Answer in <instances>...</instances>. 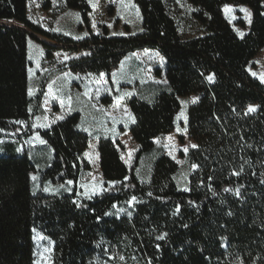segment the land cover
Instances as JSON below:
<instances>
[{
  "label": "trees",
  "instance_id": "trees-1",
  "mask_svg": "<svg viewBox=\"0 0 264 264\" xmlns=\"http://www.w3.org/2000/svg\"><path fill=\"white\" fill-rule=\"evenodd\" d=\"M28 1L0 0V264H33L34 232L52 242L50 264H264V85L247 69L264 47V0H186L204 28L193 38L179 35L161 0H132L141 30L115 36L106 29L92 32L87 0H61L78 11V27L88 32L78 41L30 21ZM225 6L250 11L244 36L223 17ZM42 9H50L48 0ZM28 39L48 59L58 50L82 52L66 69L80 75L109 76L126 56L145 49L164 58L165 83H143L128 102V131L139 147L133 167L122 162L119 142L100 137L105 188L90 198L77 197L75 190H33L37 174L57 188L76 183L89 170L82 156L90 137L77 112L23 132L19 123L30 121L35 105L29 97ZM191 95L197 100L186 110L187 131L197 147L186 156L195 166L187 190L177 187L178 167L162 154L148 182H141L135 175L140 158L153 153L154 139L174 129L180 101ZM250 105L255 111H248ZM33 134L45 149L41 158L22 146L23 137ZM130 201L136 203L129 215L113 213Z\"/></svg>",
  "mask_w": 264,
  "mask_h": 264
},
{
  "label": "rangeland",
  "instance_id": "rangeland-1",
  "mask_svg": "<svg viewBox=\"0 0 264 264\" xmlns=\"http://www.w3.org/2000/svg\"><path fill=\"white\" fill-rule=\"evenodd\" d=\"M46 0H30L27 4L28 19L49 32L60 31L73 40H82L88 32L79 29L80 15L78 11L67 9L61 0H48L50 9L44 11L42 5ZM169 14L174 18L178 33L183 38L203 35L204 28L193 16L194 9L186 0H161ZM90 6L91 30L99 34L106 29L109 35H135L141 30V16L132 0H87ZM247 10V11H244ZM250 11L243 6H225L222 14L234 33L242 37L249 29ZM95 25V26H94ZM79 37V38H77ZM40 42L54 45L47 39L37 36ZM83 53H69L64 50L53 52L51 58L45 57L43 47L27 40L28 85L29 97L35 105L30 108V121L21 124L23 132L44 129L54 122L65 118L71 111H80L81 127L90 137L88 147L82 160L89 165V170L82 171L76 183H67L62 188L41 183L40 175L33 180V190L45 194H70L75 190L79 198L97 195L105 188L100 171L97 143L100 137H109L121 145L120 157L128 169L135 163L139 150L133 141L128 127L133 121L128 102L137 94L139 86L146 82L164 84L165 61L157 51L145 49L132 53L123 59L119 71L110 78L101 74H73L67 71V64ZM248 72L264 85V47L256 54L248 65ZM158 70L160 76H155ZM42 92V93H41ZM38 98V102L36 99ZM197 100L191 95L182 98L181 108L175 119L174 129L166 135L153 140L154 151L142 156L135 169V175L141 182H148L154 159L158 155L169 157L178 167L175 181L180 190H187L188 178L194 170L186 159L187 153L195 145L188 136L186 110ZM22 146L32 149L33 154L41 158L45 153L42 141L37 134L22 139ZM187 148V151H185ZM47 189V191L45 190ZM135 201L127 205L115 207V215H129ZM33 264H50L53 244L42 235L33 233Z\"/></svg>",
  "mask_w": 264,
  "mask_h": 264
},
{
  "label": "snow or ice",
  "instance_id": "snow-or-ice-1",
  "mask_svg": "<svg viewBox=\"0 0 264 264\" xmlns=\"http://www.w3.org/2000/svg\"><path fill=\"white\" fill-rule=\"evenodd\" d=\"M244 11H247V10H244ZM248 15L250 16V13H248ZM95 26V25H94ZM77 38H79V37H77ZM160 59H161V61L163 62V57H160ZM101 76H103V73L101 74ZM207 79H209V80H211L212 79V76H209V77H207ZM261 79H262V82H264V77H261ZM193 102H195V98H193ZM248 111L249 112H252V111H255V107L254 106H249V108H248ZM192 147H197V145H191ZM17 151H20V149H17ZM185 151H187V148H185ZM195 167V166H194ZM33 178V180H35L36 179V177H32ZM68 183H71V181H69ZM46 191H47V189H45ZM225 191H228V189H225ZM238 194V193H237ZM90 198V197H89ZM135 199V197H133V200ZM129 203H131V201L129 202ZM77 206H79V205H77ZM177 210H179V209H177ZM175 214V213H174ZM105 215H107V213H105ZM167 234L165 233L164 235H160V236H157L156 237V239H158V240H162V239H164V237L166 236Z\"/></svg>",
  "mask_w": 264,
  "mask_h": 264
},
{
  "label": "crops",
  "instance_id": "crops-1",
  "mask_svg": "<svg viewBox=\"0 0 264 264\" xmlns=\"http://www.w3.org/2000/svg\"><path fill=\"white\" fill-rule=\"evenodd\" d=\"M39 25H40L41 27H43L42 24H39ZM42 29L48 31V30L45 29V28H42ZM53 32L61 33L60 31H53ZM134 53H136V52H134ZM124 59H125V58H124ZM122 61H123V60H122ZM122 61H121V62H122ZM120 65H121V63H120ZM120 65H119V67H118L114 72H112L109 76H107V77L110 78V80H111V77H112L115 73H117V72L119 71ZM111 82L113 83L112 80H111ZM74 112L79 113V116H80V124H81L82 115H81L80 111H77V110H75V111H71L68 115H70V114H72V113H74ZM61 120H62V119H61ZM59 121H60V120H59ZM54 123H55V122H54ZM83 131L86 132V133L88 134V132H87L84 128H83Z\"/></svg>",
  "mask_w": 264,
  "mask_h": 264
}]
</instances>
